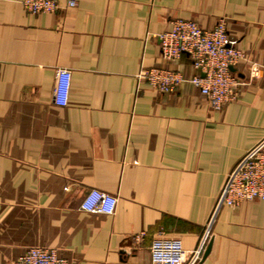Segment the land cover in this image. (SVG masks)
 Here are the masks:
<instances>
[{
    "label": "crops",
    "instance_id": "obj_1",
    "mask_svg": "<svg viewBox=\"0 0 264 264\" xmlns=\"http://www.w3.org/2000/svg\"><path fill=\"white\" fill-rule=\"evenodd\" d=\"M22 1L0 0V264L38 246L70 264H150L160 237L181 242L184 264H264V202L215 209L264 138V0H56L38 15ZM176 19L225 20L244 54L219 111L189 84H137L146 68L195 73L161 56ZM57 69L71 71L66 107L52 101ZM90 189L117 197L112 216L80 210Z\"/></svg>",
    "mask_w": 264,
    "mask_h": 264
},
{
    "label": "built area",
    "instance_id": "obj_2",
    "mask_svg": "<svg viewBox=\"0 0 264 264\" xmlns=\"http://www.w3.org/2000/svg\"><path fill=\"white\" fill-rule=\"evenodd\" d=\"M22 6L31 15L51 14L63 8L56 0H23ZM66 7H75V2L68 1ZM157 39L164 61L172 62L186 55L195 73L188 77L168 68L141 69L136 75L138 85L144 82L150 89L168 94L182 84H189L217 111L236 98L240 83L231 69L244 60V54L229 38L225 20L220 19L212 29L204 30L193 20L176 19L170 29L158 35ZM256 74V70L251 69L250 78ZM70 87L71 71L57 69L52 92V101L56 106L68 105ZM253 201L264 202V138L228 173L215 209L222 206L238 208L242 203ZM116 206V196L90 189L81 201L80 210L89 214L112 216ZM194 261L198 262L200 258ZM185 262L186 252L178 239L160 237L152 241L150 264ZM11 264L70 263L56 249L38 246L27 249Z\"/></svg>",
    "mask_w": 264,
    "mask_h": 264
},
{
    "label": "water",
    "instance_id": "obj_3",
    "mask_svg": "<svg viewBox=\"0 0 264 264\" xmlns=\"http://www.w3.org/2000/svg\"><path fill=\"white\" fill-rule=\"evenodd\" d=\"M210 247H211V244L209 243L208 247L206 248V250H205V252L203 254L202 260H204L206 258V256L208 255V253L210 251Z\"/></svg>",
    "mask_w": 264,
    "mask_h": 264
}]
</instances>
